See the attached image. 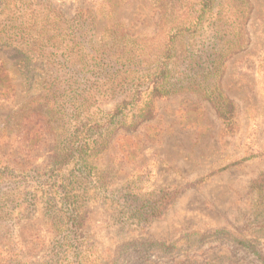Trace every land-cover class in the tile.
Returning <instances> with one entry per match:
<instances>
[{"label":"rangeland","instance_id":"1","mask_svg":"<svg viewBox=\"0 0 264 264\" xmlns=\"http://www.w3.org/2000/svg\"><path fill=\"white\" fill-rule=\"evenodd\" d=\"M217 2L185 44L201 71L222 63L232 134L196 76L150 121L111 122L128 74H98L90 46L161 38V0H0V155L36 166L0 169V264H264V0ZM51 82L85 99L81 116L48 109ZM85 133L86 151L55 166Z\"/></svg>","mask_w":264,"mask_h":264},{"label":"trees","instance_id":"2","mask_svg":"<svg viewBox=\"0 0 264 264\" xmlns=\"http://www.w3.org/2000/svg\"><path fill=\"white\" fill-rule=\"evenodd\" d=\"M161 2L158 5L162 10L160 16H158L159 26H162L161 38H149V44L134 43L131 46L132 41L115 44L128 35L123 37L121 33L115 35V32H113L109 41L113 42L114 45H118L120 51L113 50L114 46L100 48L90 46V56L95 59L96 64L100 67L97 70L98 74L104 73L107 76L109 74L107 69L110 66L114 69L119 67L116 72H121L124 75L128 74L121 81V85L126 89L111 114V122L115 121L118 128H124L125 119L128 115H131L133 119L130 128H135L144 122L150 121L155 115L156 101L167 98L177 89H182L183 83L192 76H196L199 78L200 83L198 84L202 88L204 100L212 107L216 117L223 123L225 132L232 134L235 130V109L233 102L220 89L223 75L222 63L215 66V68L210 67L209 71H201L198 64L200 60L191 54L192 45L185 44V40L191 39L196 32L198 25L202 22V17L209 12L211 13L219 3L217 0H197L196 3H180L175 7L170 5L168 0H161ZM20 34L22 38L28 36V34ZM216 58L215 53L213 63L220 61L216 62ZM74 73L75 75L69 79L61 81L62 87L75 86L76 81L73 78H82L76 75L78 70H74ZM58 90L54 82H51L50 86L45 89L44 93L50 97L48 109L57 115L69 109L74 116H81L82 108L86 105L85 99L79 94H72L67 97L63 94L66 89L62 94ZM67 98L70 100L69 103H65ZM125 114L126 118H123ZM49 124L50 122L44 119L43 127H48ZM75 124L78 127L79 123L76 122ZM126 124H130V121L127 123L126 120ZM27 127L29 126L26 124L25 128ZM50 131L55 132L56 129L50 127ZM24 132H26L25 129L18 131L19 134ZM86 135L85 133L80 139H77L76 136L77 143L73 142L58 149L54 153V157L56 159L61 158V161L53 160L55 166L59 165L58 168L63 167L68 163L70 157L79 158L89 145ZM19 141H21V138ZM14 150L5 151L0 155V165H3L0 169L11 172L14 170H34L36 168L34 165H26L22 160L12 157L15 155ZM53 161L50 159L48 164ZM160 213L161 209L152 213L151 216L153 214L159 216Z\"/></svg>","mask_w":264,"mask_h":264}]
</instances>
